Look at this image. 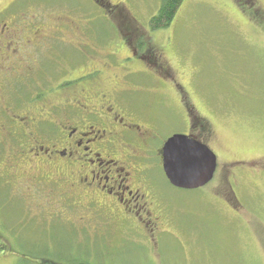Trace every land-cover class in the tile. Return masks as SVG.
Listing matches in <instances>:
<instances>
[{
  "label": "rangeland",
  "instance_id": "obj_1",
  "mask_svg": "<svg viewBox=\"0 0 264 264\" xmlns=\"http://www.w3.org/2000/svg\"><path fill=\"white\" fill-rule=\"evenodd\" d=\"M105 2L0 0L2 117L70 100L62 84L97 70L93 90L125 91L119 109L154 130L155 146L172 134L206 145L214 177L198 190L175 189L148 148L139 173L154 189L144 190L158 219L152 240L115 228L91 234L102 221L84 233L31 220L56 194L28 187L31 170L18 161V185L0 182V264H264V0H182L155 31L161 0ZM9 127L0 117V178Z\"/></svg>",
  "mask_w": 264,
  "mask_h": 264
},
{
  "label": "flooded vegetation",
  "instance_id": "obj_2",
  "mask_svg": "<svg viewBox=\"0 0 264 264\" xmlns=\"http://www.w3.org/2000/svg\"><path fill=\"white\" fill-rule=\"evenodd\" d=\"M92 1L100 7L111 6L106 0ZM137 53L138 49H130L131 60ZM93 73L65 81L61 87L73 98L61 96L63 103L39 114L4 118L8 110L0 111L1 119L12 129H8L12 152L6 161L4 157L6 175L0 182L18 185L11 182L23 176L16 175V164L25 163L31 170L25 179L28 187L43 184L56 194V199L45 200L47 204L31 220L66 223L84 233H88L89 223L102 221L104 226L91 234H105L115 228L153 240L158 219L153 217L152 204L146 200L144 190L154 193V189L145 171L139 173V169L146 163L143 154L150 151L156 133L139 125L131 113L119 109L116 98L125 91L95 92L92 86L99 76ZM164 143H154L152 147L161 164ZM37 169L43 171L42 178ZM54 207L58 208L53 212Z\"/></svg>",
  "mask_w": 264,
  "mask_h": 264
},
{
  "label": "water",
  "instance_id": "obj_3",
  "mask_svg": "<svg viewBox=\"0 0 264 264\" xmlns=\"http://www.w3.org/2000/svg\"><path fill=\"white\" fill-rule=\"evenodd\" d=\"M162 171L175 189L198 190L206 186L216 171V156L204 144L185 135H173L161 149Z\"/></svg>",
  "mask_w": 264,
  "mask_h": 264
},
{
  "label": "trees",
  "instance_id": "obj_4",
  "mask_svg": "<svg viewBox=\"0 0 264 264\" xmlns=\"http://www.w3.org/2000/svg\"><path fill=\"white\" fill-rule=\"evenodd\" d=\"M181 2L182 0H161L157 15L150 20V29L155 31L167 28L172 22Z\"/></svg>",
  "mask_w": 264,
  "mask_h": 264
}]
</instances>
